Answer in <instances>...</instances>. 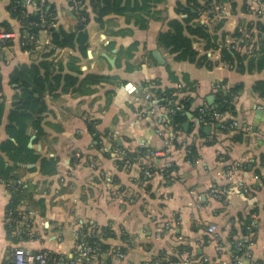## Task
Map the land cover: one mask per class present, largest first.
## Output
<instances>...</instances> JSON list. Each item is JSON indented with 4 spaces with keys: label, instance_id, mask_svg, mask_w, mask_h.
Instances as JSON below:
<instances>
[{
    "label": "crops",
    "instance_id": "1",
    "mask_svg": "<svg viewBox=\"0 0 264 264\" xmlns=\"http://www.w3.org/2000/svg\"><path fill=\"white\" fill-rule=\"evenodd\" d=\"M49 1L56 6L57 25L74 30L77 16L69 0ZM233 1L237 3L235 7ZM244 1L224 2L227 32H233L240 19L253 18L252 12L243 10ZM175 2L163 0L148 14L129 10L125 15L107 16L103 25L92 23L88 55L78 62L73 63L71 58L80 55L78 52L69 48L59 50L55 61H62L64 72L75 75L72 69L79 66L83 71L77 74L79 77L94 72L105 79L81 89L76 84L75 90H66L68 86L62 82L48 96V110L43 114L40 130L33 126L34 118L28 122V146L38 155L37 162L29 161L28 157H22L25 163L16 162L14 156L0 151L7 164L12 165L10 174L15 171L22 177L17 180L27 185L23 195H18L8 180L6 183L0 178V264L15 247L71 255L78 231L84 226L96 227L102 235L107 247L106 264H114V256L108 255V251L118 249L126 252L131 264H144L160 257L174 263L236 264L237 257L242 255H247L251 264H264V182L256 173L260 166L256 156L264 151V102L252 92L254 80L264 78V73L243 74L222 63L209 68L177 61L174 54L158 43L159 32L167 29L166 21L177 16ZM9 3L10 0L0 1V16L17 28ZM17 37L1 62L6 114L15 93L10 83L13 68L18 63L42 60L43 52L51 47L47 30L41 31L34 50H23ZM195 46L203 51L205 42L197 40ZM208 55L218 63V52L209 51ZM225 80L227 87L245 83V90L237 100L241 119L237 122L238 126L249 125L256 132L249 142L231 144L224 140L202 144L208 138L189 134L199 121L194 111L205 103L212 104L215 87ZM128 82L139 85L140 92L129 93L125 89ZM145 84H153L161 95L174 89L176 94L181 89L191 94V109L186 110L185 104L176 100V106L184 105L180 110L184 116L181 134L177 136L163 122L168 113L153 116L150 101L142 91ZM4 124L0 144L8 137ZM208 126L211 130L206 133L211 141L216 130L213 123ZM97 133L100 140L96 139ZM176 137L180 146L173 143ZM97 140L101 141L99 145L95 144ZM192 141L201 142V156L194 162L186 159L189 152L186 146ZM123 146L164 150L166 155L150 154L143 158L145 167L139 162L121 161L120 165ZM225 148L229 149L227 157L222 154ZM44 158L56 160L55 173L43 172L40 163ZM155 162L159 170L156 172L150 168ZM147 169L151 175L146 174ZM230 171L234 172V180L228 177ZM229 186L233 187V193L221 199L212 193L213 189ZM14 204L25 211L24 216L30 217L38 234L36 239L17 241L16 230L13 237L8 236L6 212ZM212 224L218 227L217 236L208 231ZM103 227L109 230L102 232Z\"/></svg>",
    "mask_w": 264,
    "mask_h": 264
},
{
    "label": "trees",
    "instance_id": "2",
    "mask_svg": "<svg viewBox=\"0 0 264 264\" xmlns=\"http://www.w3.org/2000/svg\"><path fill=\"white\" fill-rule=\"evenodd\" d=\"M76 1L69 0L72 10L77 16V26L74 30H68L63 25H57L58 14L56 6L49 0H46L44 5H41V0H34L29 5L25 4L24 0H10L8 9L11 18L18 24L17 28L10 20H2L0 16V31L15 32L23 50H34L43 30H47L51 37V47H47L45 52H43L42 60L33 63H18L11 71L10 83L13 85L15 93L8 114H6L7 99L5 97L6 91L3 84L1 62L3 58L7 57V48L14 46L16 36L0 41V77L2 79L0 94L3 96V100L0 101V133L7 115V122L4 125L8 136L1 142L0 151L5 152L9 156H14L16 160H13L16 162L25 163L22 157H28L29 161L32 162H37L39 159L35 150L28 146L30 140V134L28 133L30 125L28 122L31 118H34L33 126L40 130L41 119L48 110V96L53 95L55 90L61 87L62 82H65L68 86L66 90H75L77 88L76 84H79L81 89L89 85H97L105 79L104 75L94 72L88 73L84 77H79L80 74H83L79 66H74V69H72L75 75L64 72L60 66L62 61H55L59 50L69 48L78 52L80 55L71 56L73 63L78 62L81 57H87L88 55L90 26L92 23L103 25L107 16L112 14L125 15L129 10L131 12L142 10L145 14H148L154 5L163 0H78L81 1L79 4ZM224 2L227 3V0H176L174 9L177 16L167 20L165 23L167 29L159 32V46L174 54L177 61H188L209 68L222 63L243 74L264 73V12L260 13L262 6L264 7V0H260V2L257 0L244 1L243 10L252 12L253 18L250 20H248V17L240 19L239 25L233 32L224 30L226 22L223 13L224 6H226ZM236 5L237 3L233 1L232 6L235 7ZM41 9L45 11L44 14L41 13ZM228 38L233 40L228 41ZM197 40L205 42L203 51L195 46ZM209 51L219 53L218 63L208 55ZM226 84L227 81L225 80L215 87V98L212 104L208 103V105L205 103L194 111L199 121L189 131V134L193 132L192 136L197 135L200 138H208L202 144L212 145L224 140L231 141V144L249 142L256 132L254 129H245V124H243V127L235 124V122L241 120L237 100L245 90V83L240 82L231 87H227ZM147 86L146 84L143 85L142 91H145ZM186 92L187 89H181L176 94V89H174L165 95H161L160 92H156V88H153L155 97L160 100L159 104L175 110L174 112L169 111L168 117L163 122L170 125L172 131L177 132V136L183 131L182 122L184 116H182V111L176 109V100L179 99L180 102H183L186 110L193 107L191 94ZM252 92L264 102V78L254 80ZM163 96L164 99H162ZM201 108H204V110L201 111ZM215 110L224 114V119L217 120L215 118L214 120ZM153 116L156 117L154 114ZM210 123H213L216 130L214 140L211 141L205 131V128ZM196 129L197 131L194 132ZM96 139H101L99 133L96 134ZM99 140L95 141V144L99 145L101 142ZM173 143L176 146H180L178 137L174 139ZM200 143L194 141L188 143L186 148L189 152L186 155V159L194 162L195 159L201 156ZM228 148H225L224 153H222L225 157L229 154ZM120 149L123 156L122 159L118 160L120 165L121 161L129 164L139 162L144 167L147 165L142 163L143 158L150 156L152 151L155 150L152 149L151 151L142 146L137 148L123 146ZM18 156L21 158L18 159ZM160 158L163 159L162 157ZM256 160H259L258 163L260 165V169L257 168L256 173L263 178L264 182V173L262 171L264 168V151L259 156H256ZM56 163L55 159L44 158L40 164L43 172L49 174L57 171ZM154 164V167H150L151 170L159 171L156 169L157 167L155 168L157 163L155 162ZM11 167L12 165H8L6 158L0 153L1 180H4V182L8 180L9 186L15 189L14 192L19 193L18 195H23L27 185H16L18 183L17 179L22 177L15 171L10 174ZM172 168H167L166 173H169ZM142 176L145 178L144 174ZM16 204L10 206L6 212L5 221L8 236L13 237V232L17 230V235L14 234L19 236L15 238L17 241L21 239L29 241L25 228L15 225L16 220L11 221L14 225H11L8 220L10 211L14 212L13 218L25 219L24 213L19 208H16ZM90 228L91 226L83 227L85 231ZM108 230V227L102 228V232ZM89 241L93 243L97 239L96 237H90ZM98 241L101 250L105 251L107 247L102 237H99Z\"/></svg>",
    "mask_w": 264,
    "mask_h": 264
},
{
    "label": "built area",
    "instance_id": "3",
    "mask_svg": "<svg viewBox=\"0 0 264 264\" xmlns=\"http://www.w3.org/2000/svg\"><path fill=\"white\" fill-rule=\"evenodd\" d=\"M25 4L29 5L32 4L34 0H24ZM260 2V0H257ZM78 4L81 3V1H76ZM46 3V0H41V5H44ZM264 12V7L260 9V13ZM41 13L44 14L45 11L41 9ZM16 36L15 32L10 31H0V41H5L11 38H14ZM250 48V47H249ZM2 86V79L0 77V89ZM125 89L131 93L136 94L140 92V87L136 83L128 82L125 84ZM145 96L150 101V110L156 117H163L166 113L169 111L174 112L175 110L168 106H162L159 104V99L155 97L153 93V84L148 85L145 88ZM3 100L2 94H0V101ZM184 105H178L177 110L183 109ZM225 115L216 111L214 112V120L215 118L217 120L224 119ZM236 125H239L238 122H235ZM245 129L251 130V126L245 125ZM152 155L154 156H165L166 151L164 150H154L152 151ZM241 165V163L239 164ZM242 166V165H241ZM146 174L151 175V172L147 169ZM228 177L231 180H234V172L230 171L228 173ZM3 181V180H2ZM4 182V181H3ZM19 185H23V180L17 181ZM213 195H215L217 198L221 199L225 195L232 194L233 193V187L229 186L227 188H224L223 190L213 189L212 190ZM9 218L8 220L14 221L16 220V224L18 227L23 226L27 232V235L29 236V240H34L37 238L38 234L33 230L31 226V219L29 216L25 215V219L20 220L17 218H13L12 215H14V212H9ZM22 213L25 214V211ZM11 225H14L13 222H11ZM217 225L212 224L208 227V231L215 234H217ZM17 231V230H16ZM18 232V231H17ZM90 237H96L97 241L91 243L89 241ZM101 237V234L98 233V230L94 228H90L88 231L80 230L78 231L77 235V244L76 248L72 252V254H62V253H51L47 251H35L29 247H15L13 248L11 255L7 262L4 264H106V261L104 260L105 255H107V252L101 250L100 243L98 241V238ZM108 255H113V263L114 264H131L127 261V254L123 250H109ZM144 264H189L188 261H181V262H170L168 258L166 257H160L156 258L150 261H146ZM236 264H251L250 259L247 255L238 256L236 260Z\"/></svg>",
    "mask_w": 264,
    "mask_h": 264
},
{
    "label": "water",
    "instance_id": "4",
    "mask_svg": "<svg viewBox=\"0 0 264 264\" xmlns=\"http://www.w3.org/2000/svg\"><path fill=\"white\" fill-rule=\"evenodd\" d=\"M158 53H156V55H157ZM159 58H160V56H158ZM210 100V103H212V101H213V98L212 97H210L209 98ZM210 130H211V126H207L206 128H205V131L207 132V133H210ZM119 144H122V143H120L119 142Z\"/></svg>",
    "mask_w": 264,
    "mask_h": 264
}]
</instances>
